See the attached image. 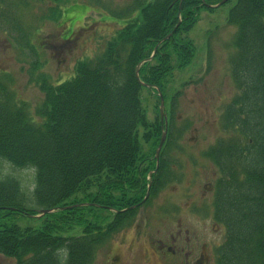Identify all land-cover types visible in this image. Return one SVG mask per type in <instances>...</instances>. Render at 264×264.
Here are the masks:
<instances>
[{
  "label": "trees",
  "instance_id": "obj_1",
  "mask_svg": "<svg viewBox=\"0 0 264 264\" xmlns=\"http://www.w3.org/2000/svg\"><path fill=\"white\" fill-rule=\"evenodd\" d=\"M219 1L136 0L138 15L118 30L101 56L80 61L70 79L42 82L45 97L35 115L0 81V157L35 170L31 186L12 172L0 176V254L13 257L14 264L93 263L97 250L133 211L109 220L102 208L77 205L26 226L8 217L84 200L121 208L143 198L154 167L149 156L163 125L147 116L137 64L182 15L155 61L140 69L144 81L163 90L174 68L168 48L179 55L181 67L189 64L196 47L182 33L202 7ZM228 19L237 26L232 64L240 93L225 120L241 126V137L221 144L218 152L213 149L215 158L224 159L218 209L229 230L219 264H264V0H237ZM142 140L152 151H144ZM157 172L154 191L169 173L166 153Z\"/></svg>",
  "mask_w": 264,
  "mask_h": 264
},
{
  "label": "rangeland",
  "instance_id": "obj_2",
  "mask_svg": "<svg viewBox=\"0 0 264 264\" xmlns=\"http://www.w3.org/2000/svg\"><path fill=\"white\" fill-rule=\"evenodd\" d=\"M51 1L6 0V4H0V11L7 12L6 20L0 19V80L16 92L18 100L29 102L32 109L44 99V91L38 81L42 74L50 77L53 83L71 78L79 60L99 56L125 20L139 13L135 2L132 3L134 0ZM236 1L230 0L214 10L201 9L196 24L188 34L182 33L194 41L196 55L187 66L174 68V78L167 84L165 106L168 111L171 96L180 92L174 110L172 137L178 131L182 132L176 144L170 146L169 153L177 161L176 171L180 179L161 189L138 209L136 216L139 220L146 217L155 226L168 220L174 227L178 217L182 216L185 223L197 230L207 242L211 255L209 264H218L217 251L225 240L226 230L224 227L213 229L211 220L201 218L203 213L208 215L214 209L212 197L201 196L204 184L213 182L215 169L205 150L229 133L222 128L221 114L225 104L238 92L230 71L237 26L228 21ZM49 6L63 10L61 23L71 19L73 27L81 21L75 27L72 40L60 37L68 24L65 22L60 28L59 22L48 16ZM10 23L14 27L10 28ZM71 33L69 30L67 35ZM64 36L67 37L66 34ZM24 40L34 45V49L24 46ZM173 63L177 64L174 57ZM186 81L189 82L184 84ZM141 97L150 121L159 119L155 92L143 88ZM143 145L144 151L149 152L150 142L143 140ZM10 172L23 177L31 186L35 173L33 168H17L0 157V176ZM9 219L22 226L38 224L37 218L24 214H12ZM106 254L107 249L101 252L95 264H101ZM14 263V258L0 254V264Z\"/></svg>",
  "mask_w": 264,
  "mask_h": 264
},
{
  "label": "flooded vegetation",
  "instance_id": "obj_3",
  "mask_svg": "<svg viewBox=\"0 0 264 264\" xmlns=\"http://www.w3.org/2000/svg\"><path fill=\"white\" fill-rule=\"evenodd\" d=\"M67 20L68 30H72V33L65 39L72 40L77 24L72 27L71 19ZM223 160L222 157L217 159L214 180L218 177L222 179L225 168ZM206 184L202 198L213 196V182ZM218 211L216 206V219L213 215L207 216L204 213L201 217L211 220L213 229L226 225L219 220ZM207 247L204 237L197 230L191 229L182 216H179L175 227L167 221L162 223V226H155L143 218L132 221L115 235L113 243L111 241L107 246V254L101 264H209L211 255Z\"/></svg>",
  "mask_w": 264,
  "mask_h": 264
},
{
  "label": "water",
  "instance_id": "obj_4",
  "mask_svg": "<svg viewBox=\"0 0 264 264\" xmlns=\"http://www.w3.org/2000/svg\"><path fill=\"white\" fill-rule=\"evenodd\" d=\"M226 1L227 0H221L218 4L220 5V4H222V3L226 2ZM172 34H173V32H171L169 35H167V37H170ZM156 50H157V46L155 47L154 53L148 59H152L153 58V55L155 54ZM140 64L137 66V69H136V75H137L138 78H139ZM160 95H161V113H162V115H164V97H163V94L161 92H160ZM164 140H165V133H164V135L162 137V140H161V142L159 144V147L157 149V157L159 156V151H160V149H161V147L163 145ZM52 210H54V209L43 210V212L52 211Z\"/></svg>",
  "mask_w": 264,
  "mask_h": 264
}]
</instances>
